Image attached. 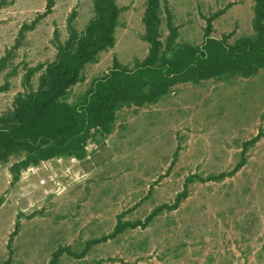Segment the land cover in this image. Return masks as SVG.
<instances>
[{
    "label": "rangeland",
    "instance_id": "374dc122",
    "mask_svg": "<svg viewBox=\"0 0 264 264\" xmlns=\"http://www.w3.org/2000/svg\"><path fill=\"white\" fill-rule=\"evenodd\" d=\"M111 2V42L43 122L72 117L84 151H0V264H264V0ZM96 4L0 0V127L70 68Z\"/></svg>",
    "mask_w": 264,
    "mask_h": 264
},
{
    "label": "trees",
    "instance_id": "16d2710c",
    "mask_svg": "<svg viewBox=\"0 0 264 264\" xmlns=\"http://www.w3.org/2000/svg\"><path fill=\"white\" fill-rule=\"evenodd\" d=\"M96 8L98 18L86 29L87 33L85 31L82 35L84 48H81L80 53L77 52V54H75L76 56L74 55V61L69 64L70 68L63 69L65 63L62 62L57 68V72L51 75L52 85L50 91L43 89L36 95H29L27 100H22L20 106L16 110V119L18 122L9 128L0 127V151L5 148H20L25 150L30 144H35L37 142H40V144H42L41 146L44 144H51L49 151L60 156H76L84 151L86 127L74 123L72 117L62 114L48 121L52 122V125L55 123L58 128H61L63 135L61 140L50 138L49 129L44 125L48 122H43L49 116L50 110L60 107L56 104L55 99L64 92L66 86L75 82L77 73L84 62L97 51L104 49L112 40L111 34L115 28V22L113 21L107 25L106 16L108 8L111 10L113 9L111 14L114 16L115 13L116 16L114 5L112 2L110 4V0H97ZM105 25H107L109 29V33L104 36L106 43H98L97 40L93 39L92 35ZM236 53L234 51L233 54ZM224 54V57H227L229 50L226 49ZM131 74L132 73L126 71H114L111 73L114 77L117 75L130 76ZM109 76L104 79V82L109 81ZM132 88L133 87H129V90ZM95 95L94 93H89L88 100L82 106L84 110H89L94 107L95 103H93L92 100H97V96L95 97ZM68 113H71L70 110H68ZM44 158L46 157H42V159Z\"/></svg>",
    "mask_w": 264,
    "mask_h": 264
}]
</instances>
